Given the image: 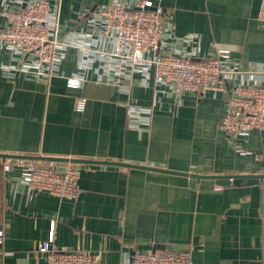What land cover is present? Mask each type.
<instances>
[{
  "label": "crops",
  "instance_id": "obj_1",
  "mask_svg": "<svg viewBox=\"0 0 264 264\" xmlns=\"http://www.w3.org/2000/svg\"><path fill=\"white\" fill-rule=\"evenodd\" d=\"M23 1L0 0V25L2 8ZM106 1H51L59 8L58 32L76 27L80 14ZM149 1L162 9L176 36L195 35L201 56L215 48L230 51L231 61L248 73L229 79L228 89L264 82L260 0ZM17 64L0 45V154L10 156L0 157V264H46L36 248L51 233L53 247L89 251L96 264H127L135 249L171 245L189 251L192 264H264V178L217 185L209 177L264 174V131L234 141L217 126L223 91L201 99L186 91L174 102L164 86L136 85L124 93L97 82L92 70L78 87H68L67 78L79 72L74 48L50 77L29 76L15 70ZM81 95L86 103L77 111L74 101ZM125 102L143 109L157 103L142 125L146 130L130 127ZM235 144L249 153L237 152ZM17 156L75 159L78 199L46 192L28 198L20 168H3Z\"/></svg>",
  "mask_w": 264,
  "mask_h": 264
},
{
  "label": "built area",
  "instance_id": "obj_2",
  "mask_svg": "<svg viewBox=\"0 0 264 264\" xmlns=\"http://www.w3.org/2000/svg\"><path fill=\"white\" fill-rule=\"evenodd\" d=\"M53 0H25L16 8L3 7L0 45L18 59L15 70L29 76L50 77L68 50H77L79 72L67 78L66 85L76 88L92 70L96 81L127 93L133 86H164L174 102L186 92L204 98L208 91L225 93L224 113L218 128L232 140L248 136L252 130L264 131V82H226L237 74L248 73L231 61L230 51L215 48L211 56H201L194 49V34L176 36L164 19L160 7L149 0H108L84 11L76 27L58 32L59 8ZM59 4V0H58ZM264 23V0H260L257 16ZM171 42H179L175 47ZM190 49H187V47ZM85 96H77L74 104L82 111ZM130 127L138 131L149 123L153 103L147 108L129 104ZM235 150L249 153L237 144ZM259 158L260 154H256ZM8 158V157H7ZM6 158V159H7ZM20 168L19 179L27 187V197L34 192L76 201L80 194L79 169L72 161L61 165L42 162L27 156L4 161L3 168ZM3 230L0 228V243ZM53 235L40 241L36 252L43 254L46 264H96L97 256L89 251H75L65 246H52ZM127 264H192L189 251L162 247L140 251L135 249Z\"/></svg>",
  "mask_w": 264,
  "mask_h": 264
},
{
  "label": "water",
  "instance_id": "obj_3",
  "mask_svg": "<svg viewBox=\"0 0 264 264\" xmlns=\"http://www.w3.org/2000/svg\"><path fill=\"white\" fill-rule=\"evenodd\" d=\"M0 157H10V156L5 155V154H0ZM27 157H31L34 159H40V160H48V161H75V159L53 157V156H27ZM149 169L168 171V170H163V169H158V168H149ZM179 173H182V172H179ZM190 175L196 178L206 177V176L197 175V174H190ZM209 177L213 178L217 185H230V184L239 185L242 179H245L247 184L256 183L262 178H264V174H220V175H212ZM169 248H172L177 251H183V249L179 246L171 245L169 246Z\"/></svg>",
  "mask_w": 264,
  "mask_h": 264
}]
</instances>
